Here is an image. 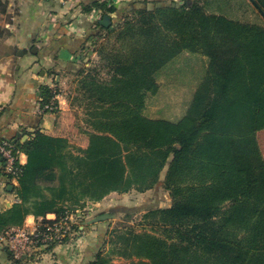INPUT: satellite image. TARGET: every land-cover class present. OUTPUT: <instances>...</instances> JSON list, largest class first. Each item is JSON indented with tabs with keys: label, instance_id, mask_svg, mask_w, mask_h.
Segmentation results:
<instances>
[{
	"label": "trees",
	"instance_id": "obj_1",
	"mask_svg": "<svg viewBox=\"0 0 264 264\" xmlns=\"http://www.w3.org/2000/svg\"><path fill=\"white\" fill-rule=\"evenodd\" d=\"M254 1L255 19L247 17L245 0L82 5L84 12H102L87 32L99 62L76 73L88 145L41 130L24 142L3 139L27 161L17 163V184L2 166L17 201L0 212V236L24 226L29 215L45 223L47 214L59 218L112 192L144 193L161 184L171 204L146 208L141 229L112 228L110 216L120 211L129 219L130 207L112 206L97 216L98 236L83 264H112L114 256L136 264H264V155L258 139L264 129V0ZM0 10H6L1 0ZM183 55H200L206 65L185 86L189 95L177 118L116 112L113 104L128 94L114 95L105 76L120 88L130 82L136 93L157 95L161 76L170 79V67L182 70ZM57 94L41 87L42 107L57 106ZM10 258L12 264L26 262L12 253Z\"/></svg>",
	"mask_w": 264,
	"mask_h": 264
},
{
	"label": "crops",
	"instance_id": "obj_2",
	"mask_svg": "<svg viewBox=\"0 0 264 264\" xmlns=\"http://www.w3.org/2000/svg\"><path fill=\"white\" fill-rule=\"evenodd\" d=\"M1 1L6 10H0V141L10 138L14 142H24L36 130H41L66 136L71 143L87 147L88 139L84 145H79L72 136L78 125L66 93L60 89L56 110L45 111L40 90L45 85L54 89L62 87L64 80L75 79L82 64L89 65L94 45L91 39H87V32L102 19V12H84L82 5L103 0ZM108 1L122 7L132 0ZM113 21L116 23L117 19ZM20 158L25 164L26 154ZM2 166L0 156V212L17 201L1 174ZM99 214L90 213L79 225L84 231L76 233L70 241L42 252L39 258L29 252L25 255V264L86 262L90 259V247L95 243L101 225L97 218ZM93 219L97 220L91 222ZM37 222L35 216L29 215L24 227L32 228ZM10 254L11 251L0 244V264H12Z\"/></svg>",
	"mask_w": 264,
	"mask_h": 264
},
{
	"label": "rangeland",
	"instance_id": "obj_3",
	"mask_svg": "<svg viewBox=\"0 0 264 264\" xmlns=\"http://www.w3.org/2000/svg\"><path fill=\"white\" fill-rule=\"evenodd\" d=\"M245 1L248 6L247 17L250 19L258 18L257 14L259 11L256 9L255 5L251 2V0ZM93 52V57L92 60L89 61V65H95L99 62L97 51L93 49ZM204 60L206 61L205 58ZM204 60L200 55H183L179 59L180 65H182V70L178 69V67L175 68V66L170 67V79L165 78L163 75L161 76V90L157 95H152L143 91H138L136 93V91L132 89L135 88V86H133V84L130 82L123 84V87L120 88L118 83L116 84V81H113L111 78H107V76H105V84L111 89V91L114 92V95H118L122 91H125L128 94L125 98L123 97L120 100L117 99L113 104V107H115L117 113L137 112L141 114H147L149 116L160 115L166 118H177V116L182 111L181 101H184L189 95V93L186 92L187 88L185 86H191V83L194 79L200 78L206 65ZM172 74L175 76V78H172ZM71 79L64 80L62 83V85H64L59 88L56 87L55 90L58 92V94L60 89L66 93L65 96H67L71 106L74 109V117L78 125L72 136H74L75 140L77 141L76 143L79 145H84L88 139L86 133L83 132L86 128H88L84 122V118L86 117V109L83 106V103L80 104V96L78 97V94L75 91L76 76L73 81ZM181 82H184L185 85H183V83L181 84ZM105 104L108 105V103ZM258 139L262 153L264 155V129L258 132ZM101 201L98 203L91 201L89 203L91 207V214L94 215L101 212L109 213V210L114 205L121 207V209L124 206L130 207V212L133 214L129 219H126L125 213L120 211H117L115 214L110 216L112 228H125L128 226H134L136 229H141L139 223L141 221L142 215L145 212V209L154 206H168L171 204V196L163 188V186L159 184L154 189L144 193H140L135 190L123 194L115 192L111 194V196L105 198L104 201ZM112 264L136 263L132 259H123L114 256Z\"/></svg>",
	"mask_w": 264,
	"mask_h": 264
},
{
	"label": "built area",
	"instance_id": "obj_4",
	"mask_svg": "<svg viewBox=\"0 0 264 264\" xmlns=\"http://www.w3.org/2000/svg\"><path fill=\"white\" fill-rule=\"evenodd\" d=\"M64 2H73L74 0H63ZM182 2L183 0H171ZM54 102L46 105L43 109H55ZM24 153L16 149L14 143L9 140L0 142V156L4 161V169L6 172L13 174V183L17 184V163L21 162V156ZM90 201L83 207L68 210L63 216L57 217L55 214H47V222L37 224L32 228L17 227L9 230L5 235L0 236V244L5 245L13 254L15 259L25 257L29 252L37 255L39 258L42 252L49 247L62 245L70 241L77 232L74 227L89 216ZM42 218H40V221ZM48 251V250H47Z\"/></svg>",
	"mask_w": 264,
	"mask_h": 264
},
{
	"label": "water",
	"instance_id": "obj_5",
	"mask_svg": "<svg viewBox=\"0 0 264 264\" xmlns=\"http://www.w3.org/2000/svg\"><path fill=\"white\" fill-rule=\"evenodd\" d=\"M252 1H253V3L257 6L256 2H255L254 0H252ZM261 11H262V10H261ZM103 20H104V21H108V20H109V17L105 16ZM9 189H13V186L10 185V186H9ZM96 220H97V219H93L91 222H94V221H96Z\"/></svg>",
	"mask_w": 264,
	"mask_h": 264
}]
</instances>
